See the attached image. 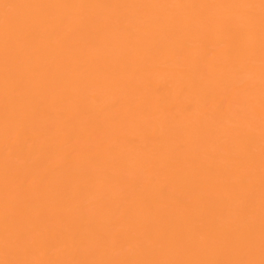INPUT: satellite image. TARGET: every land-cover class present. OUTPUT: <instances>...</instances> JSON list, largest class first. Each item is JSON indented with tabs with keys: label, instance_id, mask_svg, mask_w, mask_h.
Segmentation results:
<instances>
[{
	"label": "bare ground",
	"instance_id": "1",
	"mask_svg": "<svg viewBox=\"0 0 264 264\" xmlns=\"http://www.w3.org/2000/svg\"><path fill=\"white\" fill-rule=\"evenodd\" d=\"M0 264H264V0H0Z\"/></svg>",
	"mask_w": 264,
	"mask_h": 264
}]
</instances>
